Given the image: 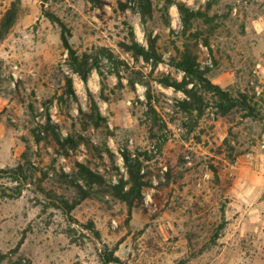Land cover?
Masks as SVG:
<instances>
[{"label": "rangeland", "instance_id": "1", "mask_svg": "<svg viewBox=\"0 0 264 264\" xmlns=\"http://www.w3.org/2000/svg\"><path fill=\"white\" fill-rule=\"evenodd\" d=\"M5 1L0 20L14 2L18 15L0 34V168L35 170L20 196L0 195V264H105V251L120 260L108 264H264V0H152L147 23L138 0ZM176 2L210 21L193 20L183 36ZM126 23L145 47L155 41L158 62L121 48ZM62 24L87 82L71 66ZM187 48L209 81L248 99L259 118L183 111L185 94L160 80L183 79L171 63ZM87 91L106 127L89 123ZM48 118L73 138L65 147L47 133ZM124 150L144 161L147 183L131 212L108 187L77 186L73 175L81 163L107 181L127 179ZM63 198L78 201L71 219L54 206Z\"/></svg>", "mask_w": 264, "mask_h": 264}, {"label": "trees", "instance_id": "2", "mask_svg": "<svg viewBox=\"0 0 264 264\" xmlns=\"http://www.w3.org/2000/svg\"><path fill=\"white\" fill-rule=\"evenodd\" d=\"M92 2L94 7H102L103 0H89ZM172 1L169 0V3ZM18 3V2H17ZM178 11L181 15V19L183 21V25L185 31L183 32V36L186 34V31L192 27L193 20L199 19L205 22L210 21L208 15L205 11L202 10H193L186 6L183 2L175 3ZM18 5V4H17ZM138 5L140 8L141 18L143 23H147L148 20L152 18L153 13V3L152 0H138ZM123 8L124 5H123ZM18 15V6H16V2L12 3L11 8L8 9L7 12L3 14L0 20V34L3 35L8 33L17 19ZM127 25V23H126ZM127 36L124 41L120 42V46L123 50L128 53H131L134 57L139 58L143 57L146 61L150 59H154L155 62H158L161 56L156 51V43L154 40L149 39V46L145 47L141 43L136 40L135 33L133 31L132 26L127 25ZM70 35L67 27L62 24V32H61V41L65 50L69 53V59L71 62V66L74 72H77L81 75V78L84 82H87L89 69L85 68L84 64L79 61V57L76 54L75 50L72 48L68 36ZM150 38V35H149ZM179 49H177V52ZM179 59H173L172 65L183 70L184 77L181 81L173 80L171 78H163L160 80L161 84L165 87H172L176 91H182L185 94V99L180 102V106L183 111L192 115L194 113L198 114V118L202 117L203 112L206 107H212L215 109L217 114L221 116L232 115L236 112H240V114L245 117H253L259 118L258 113L254 107H252L248 103V99L234 97L230 94L229 91L222 89L218 84H213L207 77H205L204 73L199 69V65L197 62V57L193 55L191 51L187 48L185 51L179 55ZM101 76V89L104 88V75L102 71H98ZM193 83L192 88H188V84ZM201 87V88H199ZM69 92L76 99V94L72 87L71 81H69ZM89 102H90V115H87L89 123L93 124L95 127L103 124L105 127L106 119L102 116L98 102L95 100L91 91H87ZM106 98V97H103ZM146 99L148 102V107L150 111L155 115L156 111L152 105V94L150 88L147 89ZM82 110V109H81ZM156 116V115H155ZM47 133L49 131H53L56 137L57 142L61 147H65L66 143L72 141V137H62L56 132L58 125L54 123L50 118H48L47 122ZM40 141V137H37L36 142ZM104 149L103 151L109 155L111 159L114 158V155L111 153L109 147L106 143H103ZM122 157L127 166V175L128 178L125 179L121 176L117 181H113L109 179L105 180L98 172L92 171L89 167L76 163L75 170H73L74 182L77 183L79 180L85 181L90 185L97 186H105L108 187L107 193L117 200L121 201L126 205L129 212L135 207H138L139 202L143 200V187L146 186L147 183L143 182V174L142 170L144 169V161L140 159V157H132L131 153L127 150L122 152ZM25 166L24 163H21L13 168H0V178H11L13 182H17L15 188L3 187L0 185V195L3 197L10 196H20L22 194L23 188L28 184H33V170L35 167L28 162ZM146 176V175H145ZM170 181V179L167 178ZM167 181V184L169 183ZM166 184V185H167ZM39 191H41V187H38ZM59 203L54 204L58 209H60L69 219H71V211L73 209L74 204L78 201H74L73 204H69L66 199H61ZM105 264L110 262L120 263L119 258L113 257V253L104 252L102 256Z\"/></svg>", "mask_w": 264, "mask_h": 264}, {"label": "built area", "instance_id": "3", "mask_svg": "<svg viewBox=\"0 0 264 264\" xmlns=\"http://www.w3.org/2000/svg\"><path fill=\"white\" fill-rule=\"evenodd\" d=\"M6 6V1L5 0H0V15L1 12L4 10ZM259 149H260V158L258 160V170L261 174L264 175V139L259 144Z\"/></svg>", "mask_w": 264, "mask_h": 264}, {"label": "bare ground", "instance_id": "4", "mask_svg": "<svg viewBox=\"0 0 264 264\" xmlns=\"http://www.w3.org/2000/svg\"><path fill=\"white\" fill-rule=\"evenodd\" d=\"M174 12H175V10H174Z\"/></svg>", "mask_w": 264, "mask_h": 264}]
</instances>
